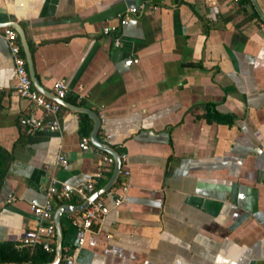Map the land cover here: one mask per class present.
<instances>
[{
  "label": "crops",
  "instance_id": "crops-1",
  "mask_svg": "<svg viewBox=\"0 0 264 264\" xmlns=\"http://www.w3.org/2000/svg\"><path fill=\"white\" fill-rule=\"evenodd\" d=\"M8 21L23 31L39 87L53 94L62 79V99L100 111L98 140L125 154L124 198L112 206L114 186L100 196L109 209L80 246L78 212L60 216L73 264H264V0H0ZM1 33L0 147L11 160L0 242L13 247L36 226L28 200L41 202L51 178L83 185L101 150L78 147L92 120L62 106L57 131L24 132L18 118L31 107L13 90ZM79 203L73 195L53 210Z\"/></svg>",
  "mask_w": 264,
  "mask_h": 264
},
{
  "label": "built area",
  "instance_id": "built-area-1",
  "mask_svg": "<svg viewBox=\"0 0 264 264\" xmlns=\"http://www.w3.org/2000/svg\"><path fill=\"white\" fill-rule=\"evenodd\" d=\"M145 9V4L140 3L136 6L126 8L118 17L120 25H125L131 17L140 14ZM150 9L155 10V6H150ZM103 34L108 33L107 28H103ZM2 38L5 40L8 52L12 61V79L13 90L18 97L26 100L30 105V111L18 118L19 125L28 135L35 133L40 129H47L49 131H57L59 128V111L61 105L38 92L29 79L25 59L21 53L16 32L10 28H2ZM114 46L118 44V39L113 40ZM66 91L65 82L58 79L53 82L52 93L56 98H63ZM98 113L99 121L103 116L101 112ZM88 138L82 136L79 140L78 147L85 151L90 148ZM120 162L125 160V154L119 155ZM65 158L62 154H57L55 163L59 165L65 164ZM97 168L92 172L83 185H70L51 178L49 183L43 188V199L41 202L35 199L28 200V210L36 220V226L33 231L21 238L18 242L13 244V248L20 250L25 248L27 254L30 255L35 248H41L44 252L52 253L54 250L55 231L52 220L53 202L55 200H69L73 195L78 196L80 201L87 200L89 194L95 190L96 180L99 179L104 172H111L113 165V158L106 153L100 151V158L97 163ZM128 171L121 169L119 176L127 177ZM118 176V177H119ZM114 197L112 206H117L124 198L125 192L128 188V182L121 179L115 182ZM112 187V188H114ZM108 206L99 198L90 201L88 206L79 211L72 219L71 224L75 227L78 237L77 245L80 246L83 242L85 234L92 233L96 230L103 216L108 211ZM23 264H31L30 259L24 261ZM58 264H73L72 251L64 248Z\"/></svg>",
  "mask_w": 264,
  "mask_h": 264
},
{
  "label": "water",
  "instance_id": "water-1",
  "mask_svg": "<svg viewBox=\"0 0 264 264\" xmlns=\"http://www.w3.org/2000/svg\"><path fill=\"white\" fill-rule=\"evenodd\" d=\"M5 27H10L12 28L18 37V41L21 47V50L24 55L25 63H26V69L27 73L29 76V79L32 83V86L41 94H43L45 97L52 99L56 102H58L62 107H66L70 110L76 111V112H82L86 114L91 120H92V129L89 133L88 136V141L89 144L107 154H109L113 158V166L111 173L106 180V182L101 185L100 187L96 188L93 192H91L87 198V200H84L83 202L76 204V205H71V204H61L57 206L53 212H52V220L54 224V231H55V239H54V250H53V255L52 259L49 262L43 263V264H58L62 248H61V227H60V216L62 213H73V212H79L83 209H85L90 201H93L103 194H105L107 191H109L115 182L117 181V178L120 174L121 170V163H120V158L119 154L113 150L110 146L107 144L100 142L97 138V131L99 127V118L90 109L79 107V106H74L66 103L63 99L61 98H56L53 94L49 93L48 91L42 90L39 85L37 84L35 77H34V72L33 68L31 65V56L29 53V48L27 46V43L25 41V37L23 34V31L21 27L18 24H15L14 22L8 21V22H0V28H5Z\"/></svg>",
  "mask_w": 264,
  "mask_h": 264
},
{
  "label": "trees",
  "instance_id": "trees-1",
  "mask_svg": "<svg viewBox=\"0 0 264 264\" xmlns=\"http://www.w3.org/2000/svg\"><path fill=\"white\" fill-rule=\"evenodd\" d=\"M210 116L221 122H228V119L215 112L206 113L205 117ZM208 119V118H207ZM11 160L10 154L0 147V186L4 180L7 167ZM52 253L44 252L41 248H35L30 255L20 251H16L11 244L0 242V263L3 262H21L22 260L30 259L31 264H43L51 260Z\"/></svg>",
  "mask_w": 264,
  "mask_h": 264
}]
</instances>
